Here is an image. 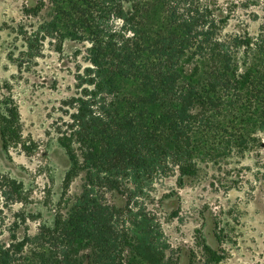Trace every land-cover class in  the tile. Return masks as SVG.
I'll list each match as a JSON object with an SVG mask.
<instances>
[{
  "label": "trees",
  "instance_id": "1",
  "mask_svg": "<svg viewBox=\"0 0 264 264\" xmlns=\"http://www.w3.org/2000/svg\"><path fill=\"white\" fill-rule=\"evenodd\" d=\"M48 2L49 19L22 33V53L37 57L46 39L59 49L65 38L89 43L90 65L76 76L79 96L64 102L73 111L58 138L69 161L63 188L80 172L83 188L46 228L50 251L31 258L28 236L11 234L0 264H169L154 216L119 210L98 190L124 194L128 183L139 189L169 174L182 185L201 161L242 156L264 128V32H224L228 16L207 0ZM0 142L25 152L33 144L10 93L0 98ZM0 187L18 192L20 182L1 175ZM201 247L204 260L192 264L222 259Z\"/></svg>",
  "mask_w": 264,
  "mask_h": 264
},
{
  "label": "rangeland",
  "instance_id": "2",
  "mask_svg": "<svg viewBox=\"0 0 264 264\" xmlns=\"http://www.w3.org/2000/svg\"><path fill=\"white\" fill-rule=\"evenodd\" d=\"M207 1L228 16L224 32H264V0ZM34 8L39 9L35 15ZM51 12L48 0H0V98L9 93L14 98L24 140L33 143L25 152L5 150L0 142V179L6 175L20 182L18 192L0 187V242H9L11 234L27 235L25 254L31 258L32 252L52 249L45 230L56 214H68L84 181L80 172L64 190L69 161L58 138L73 111L64 102L79 96L76 76L90 65L89 43L65 38L59 49L46 39L37 57L22 53V33L48 20ZM253 131L255 140L242 156L201 161L197 174L182 185L172 174L157 175L139 189L128 183L132 192L98 193L119 210H148L169 264L202 262V242L222 255L216 264H264V128Z\"/></svg>",
  "mask_w": 264,
  "mask_h": 264
}]
</instances>
